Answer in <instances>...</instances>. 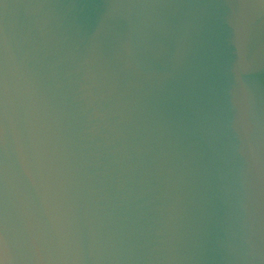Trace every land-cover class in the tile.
I'll return each instance as SVG.
<instances>
[{
  "label": "water",
  "instance_id": "obj_1",
  "mask_svg": "<svg viewBox=\"0 0 264 264\" xmlns=\"http://www.w3.org/2000/svg\"><path fill=\"white\" fill-rule=\"evenodd\" d=\"M0 264H264V0H0Z\"/></svg>",
  "mask_w": 264,
  "mask_h": 264
}]
</instances>
